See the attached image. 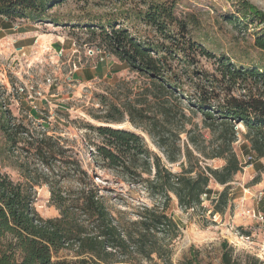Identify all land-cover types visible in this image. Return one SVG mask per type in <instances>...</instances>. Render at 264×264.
Returning <instances> with one entry per match:
<instances>
[{
  "label": "rangeland",
  "instance_id": "374dc122",
  "mask_svg": "<svg viewBox=\"0 0 264 264\" xmlns=\"http://www.w3.org/2000/svg\"><path fill=\"white\" fill-rule=\"evenodd\" d=\"M250 1L264 11V0ZM173 4L176 20L168 25L164 34L143 19L148 5L141 0H69L50 12L59 19L57 23L53 18L44 21L4 19L0 23L3 35L0 36V83L6 108L22 130L35 134L46 126L48 134L61 136L70 149L69 154L77 157L93 177L108 209L122 222L137 219L144 206L161 201L150 197L142 185L124 182L112 171L97 166L91 156L93 145L86 139L87 131L83 127L86 122L135 131L173 172H181L187 160L183 156L179 162L170 163L152 137L131 122L127 114L126 120L119 124L104 123L93 117L105 114V105L110 102L118 106L132 102L147 114H154L156 109L153 103L141 102L146 98L149 78L131 69L104 47L100 48V40L95 41V36L85 31L84 24L107 26L114 22L117 28H127L138 40L164 56L166 77L170 78L176 93L170 97V104L178 113L172 127L178 129L183 124L195 134L204 135L206 140L199 139V146H206L207 151L212 148L209 142L212 135L203 126L201 113L194 111L200 97L207 99V105L257 97L255 89L229 87L220 75L216 59L201 54L193 44L200 43L217 56H229L238 65L264 66V52L254 46L257 28L250 25L245 30L227 20V16L235 12L237 0H177ZM24 41L29 43L24 44ZM199 74L205 75V79H200ZM148 99L153 102L151 97ZM183 112L190 122L179 115ZM194 124L199 127L196 129ZM235 124L239 133L234 149L244 167L231 183L230 203L225 213H212L213 200L225 187L215 181L204 196L205 210H184L172 195L167 212L179 224L181 235L172 244L170 264H188L193 260L194 264H222L224 242L229 243L239 264H246L251 257L264 259V225L245 213L250 208L264 211V200L257 199L264 193V158H258L251 149L246 126L242 122ZM180 136L179 142L184 148L188 138L186 133ZM90 138L94 142L99 140L93 134ZM17 144L19 149L8 143L0 131V172L8 173L16 181L21 175L14 166L15 160L17 156L24 157V150H28L25 140ZM251 155L255 156L252 161L249 160ZM224 163L219 158L202 161L214 168ZM35 207L44 218L60 215L51 201L47 184L37 187ZM76 258L73 250L54 255V260ZM142 264L165 262L154 256Z\"/></svg>",
  "mask_w": 264,
  "mask_h": 264
},
{
  "label": "trees",
  "instance_id": "16d2710c",
  "mask_svg": "<svg viewBox=\"0 0 264 264\" xmlns=\"http://www.w3.org/2000/svg\"><path fill=\"white\" fill-rule=\"evenodd\" d=\"M67 1L0 0V16L11 21L53 18L57 23L59 19L50 12ZM141 1L148 5L143 19L160 33H166L168 25L176 20L173 3L177 0ZM227 20L245 30L254 25L257 28L254 46L264 52L263 10L250 0H237L235 12ZM84 27L95 36V41L100 40V48L104 47L149 78L146 98L141 102L153 103L156 109L154 114H147L132 102L123 106L110 102L105 105V114L93 117L104 123L119 124L126 120L127 114L131 122L152 137L170 163L179 162L183 156L187 163L181 172H173L135 131L86 122L83 127L87 141L93 145L91 156L97 166L112 171L124 182L142 185L150 197L161 201L144 206L137 219L122 222L108 209L93 177L77 157L69 154L70 149L61 136L48 134L46 126L35 134L21 129L3 102L0 83V131L15 146L25 140L28 149L24 150V157L17 158L11 150L20 180L0 172V264H142L154 256L170 264L172 244L181 235L179 224L167 212L172 195L184 210H205L204 196L215 181L225 187L213 200L212 213H225L230 203L231 183L244 167L234 149L239 133L236 122L246 126L251 149L258 158H264V66L238 65L229 56H217L202 44L193 43L201 54L216 59L220 75L229 87L257 91V97L249 101L232 99L222 105H207V99L200 97L194 111L201 113L203 126L212 135L209 140L212 148L207 151L206 146H199V139L206 140L204 135L195 134L183 124L178 129L172 127L178 113L170 104V97L176 93L166 77L164 56L138 40L127 28H117L114 22L107 26L84 24ZM199 75L205 79V75ZM179 115L191 121L184 112ZM89 133L96 135L98 142ZM183 133L188 138L184 148L179 142ZM202 158H219L225 163L214 168L202 164ZM44 184L49 186L51 201L60 212L57 217L44 218L35 207L37 187ZM222 248V264H239L228 242ZM63 250H73L77 258L54 260V255ZM194 263V260L188 262ZM246 264H264V260L251 257Z\"/></svg>",
  "mask_w": 264,
  "mask_h": 264
},
{
  "label": "built area",
  "instance_id": "2783aa9c",
  "mask_svg": "<svg viewBox=\"0 0 264 264\" xmlns=\"http://www.w3.org/2000/svg\"><path fill=\"white\" fill-rule=\"evenodd\" d=\"M255 158V156L251 155L249 156V160H253ZM258 201H263L264 200V193L262 192L259 197H257ZM249 217H252L256 220H258L259 222H262V224L264 225V211H256L255 209H247L245 212ZM264 260V259H263Z\"/></svg>",
  "mask_w": 264,
  "mask_h": 264
},
{
  "label": "crops",
  "instance_id": "0c3cea01",
  "mask_svg": "<svg viewBox=\"0 0 264 264\" xmlns=\"http://www.w3.org/2000/svg\"><path fill=\"white\" fill-rule=\"evenodd\" d=\"M3 16H0V23L2 22V20L5 19V21H8V19L6 17H3ZM3 25H5V22L2 23ZM0 36H3L2 34H0ZM2 38H5V37H2ZM29 43V41H24V44H27ZM23 46V45H22Z\"/></svg>",
  "mask_w": 264,
  "mask_h": 264
}]
</instances>
